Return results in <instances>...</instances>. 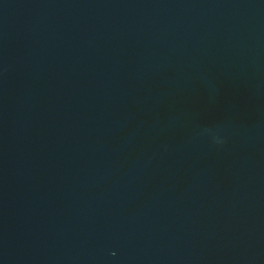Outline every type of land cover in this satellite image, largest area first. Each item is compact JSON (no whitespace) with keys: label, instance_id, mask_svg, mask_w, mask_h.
<instances>
[{"label":"water","instance_id":"1","mask_svg":"<svg viewBox=\"0 0 264 264\" xmlns=\"http://www.w3.org/2000/svg\"><path fill=\"white\" fill-rule=\"evenodd\" d=\"M0 264H264V0H0Z\"/></svg>","mask_w":264,"mask_h":264}]
</instances>
